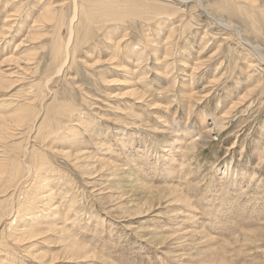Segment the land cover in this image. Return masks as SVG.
<instances>
[{"label":"rangeland","instance_id":"374dc122","mask_svg":"<svg viewBox=\"0 0 264 264\" xmlns=\"http://www.w3.org/2000/svg\"><path fill=\"white\" fill-rule=\"evenodd\" d=\"M73 1L82 40L71 38L67 51L73 59L55 73L66 52L72 0H0V116L16 114L13 135L7 137L6 129L0 142V157L9 167L0 178L5 182L0 181V215L18 207L17 190L9 205L4 202L9 187L27 182L23 189L33 188L43 210L32 205L26 212L35 209L39 223L31 217L18 226L29 221L33 226L25 227L59 226L58 232L20 243L6 210L0 259L7 264H264V63L249 46L256 42L264 48V0ZM123 4L133 6L130 16L122 15ZM212 5L225 19L230 13L233 28L217 23L221 16ZM38 14L47 18L37 20L29 33ZM170 23L173 33L162 37ZM158 24L164 30L158 31ZM238 25L246 29L241 36L234 29ZM154 32L173 49L172 55L158 53L155 64L144 46ZM110 35L120 39L112 52L105 44ZM61 104L71 111L68 116L57 114ZM42 124L46 141L37 133ZM30 149L45 153V168L35 170L41 178L35 187L21 179L23 174L11 184L14 158L22 171L37 159ZM41 179L48 189L41 188ZM173 188L178 192L164 197ZM73 243L87 254L66 252Z\"/></svg>","mask_w":264,"mask_h":264},{"label":"bare ground","instance_id":"6f19581e","mask_svg":"<svg viewBox=\"0 0 264 264\" xmlns=\"http://www.w3.org/2000/svg\"><path fill=\"white\" fill-rule=\"evenodd\" d=\"M18 1V0H17ZM128 1V0H127ZM182 1H186V0H182ZM205 1V0H204ZM226 1V0H225ZM54 2V1H53ZM72 2H73V6H74V9H73V12H72V16H70V19H69V22H68V34H67V36H68V38H67V43L65 42V48H64V50L66 51L65 52V54L63 55V58H62V61H61V63H60V65L57 67V68H55V73H58V72H60V71H62L63 70V68L65 67V65H66V63H67V58L70 56L72 59H73V55L74 54H70V53H68V51H67V47L69 46V44H70V42H72V39L71 38H74V39H78V40H82V39H80L79 37H80V34H81V32H82V30L81 29H77V24L75 23L76 22V12L75 11H77L79 8H78V6L76 5V3H75V1H73L72 0ZM61 4V3H60ZM106 4L108 5V6H111L113 3L112 2H106ZM232 4H233V2H232ZM46 5H48V4H46ZM53 6V5H52ZM199 6H200V8L202 9V10H205V8L201 5V4H199ZM235 6V5H234ZM59 7H61V6H59ZM79 7H81V2H80V4H79ZM122 9L121 8H119L121 11L123 10V11H125V13L124 12H122V13H124V14H122L123 16H127V15H129V13H130V10H129V8H133V6H130V5H128V4H123L122 6ZM235 8H238V6H235ZM213 9H215V11L218 13V15H220L221 17L217 20V23H220V24H222V26H226V27H228V28H233V21L231 20V19H229V15H230V13H228V21H230V23L231 24H228V23H226L227 21H226V19L223 17V12H221V10H219L217 7H215V6H211V10H213ZM48 10L52 13V7H51V10H50V4H49V6H48ZM142 11H144V10H142ZM206 11V10H205ZM241 11V13H242V11L243 10H240ZM213 12H214V10H213ZM51 13H50V15H51ZM224 13H225V11H224ZM247 14V13H246ZM50 15H49V19H50ZM53 15V14H52ZM233 15V14H232ZM231 15V16H232ZM130 16V15H129ZM230 16V17H231ZM106 17H108V16H106ZM233 17V16H232ZM240 17H242V18H244L243 17V15L241 14V16ZM245 17H247V16H245ZM44 18H47V17H45V16H43V15H41V14H38L37 15V17L34 19V21H33V25L32 26H30V27H32V28H28V32L30 33V32H32L31 30H33V28H34V24H35V22L37 21V20H41V19H44ZM178 18V17H177ZM48 19V20H49ZM96 19H99V20H102V19H100V18H96ZM115 20V19H114ZM148 20V19H147ZM146 20V21H147ZM116 21V20H115ZM178 21L180 22V23H182L181 21V19L179 18L178 19ZM240 22V21H239ZM157 23H159V22H157ZM185 23V22H184ZM235 23V22H234ZM243 23V22H242ZM186 24V23H185ZM185 24H183V26L185 25ZM189 24V23H188ZM241 24V23H240ZM160 25L161 24H158V28H159V30L158 31H160V30H164L162 27H160ZM170 25H172V23H170L169 24V27L167 26V27H165V30H166V34L164 35V36H162V37H165L167 34H170V33H173V30L175 29V26H170ZM182 25V24H181ZM191 25V24H190ZM189 25V26H190ZM236 26H237V24H236ZM254 26V25H253ZM156 27H157V25H156ZM245 27V26H244ZM244 27H241L240 25H238V28L236 29V27L234 28L237 32H238V34L241 36V33L242 32H244V33H246V29L244 28ZM248 27V26H247ZM177 28H179V27H177ZM227 28V29H228ZM257 28V27H256ZM8 30V29H7ZM6 30V31H7ZM113 30V29H112ZM157 30V29H156ZM251 30V29H250ZM75 31H76V34H75ZM242 31V32H241ZM252 31V30H251ZM182 32V31H181ZM153 38L150 36L149 37V35H146V44H144V46H146V47H148V49H150V51H148V52H150L151 54H152V60L154 61V64H155V60H159V58H160V53H164V54H166V55H172V53H173V49H172V47H171V45H172V43H170V41L169 42H167L168 40L166 39V41L165 40H163V38H160L159 37V32H154L153 34ZM78 36V37H77ZM172 36V35H171ZM256 38V37H255ZM37 39H38V37H37ZM107 42H105V44H108V45H110V46H108V47H106V48H109V49H106V50H109V52H112V51H110V49L111 48H115V47H117L118 46V42H119V40L120 39H118L117 41L115 40V39H113V36L112 35H110L109 37H107ZM247 42V41H246ZM77 43V41L75 40V43H74V45ZM256 43V42H255ZM255 43H250L249 44V46H250V48L253 50V52L255 53V55H257V57L260 59V61L262 62V63H264V48L262 47V46H260L259 44H255ZM73 45V46H74ZM149 45H150V47H149ZM204 46V45H203ZM104 47V46H103ZM164 47V48H163ZM74 50L73 51H75L76 50V48H75V46L74 47H72ZM203 48V47H202ZM205 48V47H204ZM57 48H55V50H56ZM54 50V51H55ZM161 50H163L162 52H161ZM201 50V49H200ZM58 52V51H57ZM107 52V51H106ZM159 53V54H158ZM59 54V53H58ZM107 54V53H106ZM137 55V54H136ZM139 55V54H138ZM141 55V54H140ZM124 56V55H123ZM54 57H56V56H54ZM252 58H251V60L254 58L253 57V55L251 56ZM131 57H130V55L128 56V58H126V59H128V60H131L130 59ZM140 58V57H139ZM249 58V57H248ZM136 59V58H135ZM54 60V59H53ZM251 60H249L250 62H252ZM257 60V58H255V61ZM6 61V60H5ZM69 61V60H68ZM98 61L99 60H96V62H94V65H96L97 63H98ZM101 61V60H100ZM134 61H137V63H138V61L139 60H134ZM201 61V60H200ZM248 61V60H247ZM59 62V61H58ZM159 62V61H158ZM249 62V63H250ZM257 62V61H256ZM96 63V64H95ZM140 63V62H139ZM259 63V62H258ZM59 64V63H58ZM57 64V65H58ZM136 64V63H135ZM157 64V63H156ZM200 64H202V62H200V63H196V66H199ZM93 65V64H92ZM133 65V64H132ZM247 65V64H246ZM251 65V64H250ZM253 65H254V63H253ZM248 66H249V64H248ZM124 67H126V66H124ZM130 69V68H129ZM139 69V68H138ZM51 71V70H50ZM146 69H144L141 73L144 75V74H146ZM4 72V71H3ZM250 72V71H249ZM7 73V72H6ZM5 73V74H6ZM51 73V72H50ZM53 73V72H52ZM51 73V74H52ZM252 74V73H251ZM53 75V74H52ZM2 74L0 73V78H2ZM128 76V75H127ZM131 76H133V75H131ZM245 76H246V74H245ZM53 77V76H52ZM247 77H248V75H247ZM251 77V76H250ZM254 77V76H253ZM252 77V78H253ZM45 78V77H44ZM123 78V77H122ZM131 78V77H130ZM49 79V78H48ZM47 79V80H48ZM51 79V78H50ZM107 79V78H106ZM159 79V78H158ZM166 79V78H165ZM248 79V78H247ZM46 80V81H47ZM46 81H44V83L46 82ZM132 81V80H131ZM38 82V81H37ZM157 82V81H156ZM158 83V82H157ZM258 83H259V81H258ZM129 84H131V83H129ZM133 84V83H132ZM160 84V83H159ZM177 84V83H176ZM258 85V84H257ZM160 86V85H159ZM257 87V86H256ZM47 90V89H46ZM134 90V89H133ZM135 91V90H134ZM139 92V91H138ZM184 91H181V93H183ZM186 93V92H185ZM141 96H142V94H141ZM25 100V99H24ZM44 100V99H43ZM12 102V101H11ZM14 102V101H13ZM27 102V101H26ZM28 103V102H27ZM65 103V102H64ZM59 104V103H58ZM66 104V103H65ZM59 106V108H61V111H59V109H56V112H57V114L59 115H63V114H65L64 116H68L70 113H71V111H69V110H67V107H63V105L61 104V105H58ZM17 107V106H16ZM68 107H70V106H68ZM32 108V107H31ZM53 106H51V107H49V110H50V112H52L53 114H54V111H52L53 110ZM71 108V107H70ZM23 111H25V110H23ZM12 113H13V111H12ZM20 113V112H19ZM18 113V114H19ZM14 114V113H13ZM17 114V115H18ZM15 116H16V114H14ZM14 115H12V114H8V115H4V114H1V116H0V142L2 141V139L3 138H6V136H5V130L6 129H8V136L7 137H10V136H12L13 135V127L11 128V125H12V123L15 121V120H13L14 119ZM21 115V114H20ZM59 115V116H60ZM22 117V116H21ZM55 118H58L57 116H55ZM21 119V118H20ZM17 120H19V118L17 119ZM23 120V119H22ZM57 120V119H56ZM7 121V122H6ZM46 121H48V120H46L45 119V122ZM6 122V123H5ZM10 122H12V123H10ZM18 122V121H17ZM22 122V121H21ZM33 122V121H32ZM1 123H2V125H3V127H4V129H3V127H1ZM47 123V122H46ZM46 123H45V125H46ZM48 123H49V121H48ZM62 124V123H61ZM17 125L18 124H16V127H17ZM21 125V124H20ZM43 125V124H42ZM45 125H43L42 126V129L41 130H37V133H39V132H41V134H42V131H43V128L44 127H46ZM57 125H58V123H57ZM63 125V124H62ZM61 126V125H60ZM168 126V125H167ZM171 126V125H170ZM15 127V126H14ZM15 127V128H16ZM21 127H22V125H21ZM20 127V128H21ZM36 127V126H35ZM41 127V126H40ZM19 128V127H18ZM39 128V127H38ZM63 128V127H62ZM36 129H37V127H36ZM167 129V128H166ZM20 130V129H19ZM30 130V129H29ZM177 130V129H176ZM4 131V135L2 136V132ZM16 131V130H15ZM35 131V130H34ZM45 131V130H44ZM61 131V130H60ZM20 132H21V130H20ZM87 132V131H86ZM46 133V132H45ZM44 133V134H45ZM190 133V132H189ZM26 134V133H25ZM44 134H42L43 136H42V141H46V139H47V135H44ZM19 135V134H18ZM37 135V134H36ZM17 136V135H16ZM32 137V136H31ZM67 137V136H66ZM191 137H193V135H191ZM190 137V138H191ZM196 139V138H195ZM31 140H32V138H31ZM34 140V139H33ZM62 141V140H61ZM191 141H192V138H191ZM195 142V141H194ZM45 143V142H44ZM183 143V142H182ZM187 143V142H186ZM6 145V144H5ZM27 145V144H26ZM47 145V144H46ZM46 145H44V146H46ZM181 145V144H180ZM183 146H184V144H182ZM4 146V145H3ZM182 146V147H183ZM81 147V146H80ZM179 147L180 146H178L177 148H176V151H180L181 149H179ZM185 147V146H184ZM1 148V147H0ZM12 148V147H11ZM5 149V148H4ZM16 149V148H15ZM167 149H169L168 147L165 149V151L167 150ZM27 150V149H26ZM37 150V149H36ZM53 150V149H52ZM60 150V149H59ZM78 150V149H77ZM184 150V149H183ZM62 151V153L63 154H65L66 156H67V158H69L71 155H70V152H65L64 150H61ZM71 151V150H70ZM29 152H31V158H33V157H35V158H37V159H33L31 162H33V166H31L30 165V163H27L26 162V164H25V166L23 167V171H25V173H23V171H22V169L20 170L19 168H18V160L17 159H13V161L14 162H10L11 164H10V167H11V171H10V173H9V175H8V179H13V182L11 183V184H16L15 182L20 178L19 176H21L22 174H23V176H21V179H29V180H31L32 181V183H31V185H29L30 187H35V185H36V183H37V181H38V179H39V177L41 176V173H40V171H38V173L37 172H35V170L37 171V170H40V169H44L45 167H42L41 168V166L43 165H45L46 164V159L45 158H43L44 157V155H45V153H43V152H38L37 153V151H33L32 149H30L29 150ZM77 152V154L79 155V157L80 156H82L81 158H86V157H88L89 158V155H86L84 152H80V151H76ZM28 152H24V153H22V156H24L25 157V155L27 154ZM61 153V154H62ZM73 153V152H72ZM177 153V152H176ZM180 154V153H179ZM4 155V154H3ZM185 155V154H184ZM6 156V155H5ZM27 156V155H26ZM183 156V155H182ZM10 157V156H9ZM170 157V156H169ZM167 158V157H166ZM75 159V158H74ZM92 159H94V158H92ZM181 159V158H180ZM94 160H96V159H94ZM171 160V159H170ZM184 160V159H183ZM257 160H260L259 158L257 159ZM4 158H2V156L0 157V178H2L1 176L4 174V172H5V170L6 169H8L9 167H7V163H5L6 165H4ZM76 161V160H75ZM93 161V160H92ZM104 161V160H103ZM168 161V160H167ZM174 161V160H173ZM6 162V161H5ZM104 163H106L107 164V162H105L104 161ZM104 163H99V164H104ZM181 163V162H180ZM32 164V163H31ZM170 164H172V162H170ZM48 165V164H47ZM183 165V164H182ZM181 165V166H182ZM31 169H32V171L34 170V175L32 176L31 174H29L28 175V172L30 171L31 172ZM171 171V170H170ZM40 173V174H39ZM34 177V179H32ZM41 178V177H40ZM1 181V180H0ZM30 181V182H31ZM41 181H42V179H41ZM178 182V181H177ZM1 183H2V181H1ZM0 183V184H1ZM27 183V182H26ZM26 183H24L23 182V185H19V184H17V185H11L10 183H8L7 182V184H8V186H10L11 185V187H9V190L11 191L10 192V194H9V196L7 195H5L6 197L4 198V202H6L8 205H9V203H10V200H11V198H12V196H13V193L17 190L18 192H20L19 193V196H18V194H17V192L15 193V194H17V196L18 197H15V200H17V203H18V207L16 206V205H14V206H16L17 207V209H14V207L12 206L10 209L7 207V208H5L4 210H3V212L1 213V215H0V222H1V220L4 218V216H5V213H6V210H7V212H8V214H9V216L10 215H12V217L11 218H9L8 216H6V218H9L12 222L10 223V225H9V227L10 228H12V226H14L15 228V231L17 230L18 231V233H20V236H22L20 239H19V241H20V243H22L23 241H25L24 243H27L26 241H33V240H30L31 238H34V237H36V236H40V235H42V234H46L47 233V231H49V232H52V231H54V230H56L57 232H58V227L57 226H54L53 224L51 225V227H50V224H48V226H47V229L46 228H44V227H42L41 228V226H38V225H34V227H31V228H28V227H25L26 226V224H28L29 226H31L32 225V223H36V222H38V221H36V216L34 215V213H35V209H33V208H39V206H37L36 205V203L39 201V203H41V200L39 199V197H37V199H35V197H32V192L34 191L33 190V188H24L23 189V187L24 186H26ZM44 183L45 184H43V181H42V183H40L41 185V188L43 189L44 187H45V185H46V183L47 182H45L44 181ZM5 184V182L4 183H2L1 185H4ZM48 185V184H47ZM27 186H28V184H27ZM174 186V185H173ZM1 188V187H0ZM6 188V187H5ZM45 188H47V187H45ZM158 188V187H157ZM168 188V187H167ZM171 188V187H170ZM169 188V189H170ZM2 189H3V187H2ZM48 189V188H47ZM6 190H7V188H6ZM52 191V190H51ZM170 191V190H169ZM175 192H178L177 190L175 191V188H173L172 189V191H170V192H167V194L164 196V197H166V196H168V197H171V196H173V194H175ZM0 193H2V192H0ZM37 193V192H36ZM180 193V192H179ZM22 194H25V199H23L24 201H27V203H28V205H26V206H24V204H23V200H19V197L20 196H22ZM49 194V193H48ZM53 195V192L52 193H50V195ZM3 195H4V192H3ZM40 195V194H39ZM38 195V196H39ZM36 196V195H35ZM153 196V195H152ZM155 196V195H154ZM1 198V197H0ZM47 199H50L49 197H47ZM19 201H20V204H19ZM55 202V201H54ZM30 203V204H29ZM43 203V202H42ZM6 204V205H7ZM47 204H49V202L48 203H46V206H47ZM32 205L34 206L32 209L34 210L33 212H30V211H27L26 212V209L27 210H30L31 209V207H32ZM45 206V207H46ZM49 206V205H48ZM41 207V206H40ZM54 208V207H53ZM39 209H41V210H43L42 208H39ZM49 209H51L50 207H49ZM11 210V211H10ZM52 211H54V210H52ZM51 214H52V212H50ZM7 214V213H6ZM50 214V215H51ZM25 215H27L26 217L27 218H25ZM41 215H43V214H41ZM49 216V215H48ZM33 218V221H32V223H30V221L28 222V223H25L24 225H22V226H18L19 225V223L21 222V221H24L25 219H29L30 220V218ZM44 217V216H43ZM5 218V220H7ZM21 218V219H20ZM44 219H45V217H44ZM46 219H48V217H46ZM10 220H8V221H10ZM46 222V221H45ZM39 223V222H38ZM44 223V222H43ZM5 225V224H4ZM33 226V225H32ZM38 226V227H37ZM3 227V226H2ZM1 227V228H2ZM28 228V229H27ZM35 228H39V229H35ZM14 231V230H13ZM25 231H26V233H25ZM1 232H2V230H0V234H1ZM253 232V231H252ZM25 233V234H24ZM13 234L15 235V233L13 232ZM12 234V235H13ZM11 237V236H10ZM9 237V238H10ZM5 238V237H4ZM8 238V239H9ZM15 238V237H14ZM0 240H1V238H0ZM5 240H7L6 238H5ZM31 244V243H30ZM65 244L66 243H64V247H65ZM30 246V245H29ZM78 249V250H77ZM70 250H72V252H75L76 254H77V251H80V252H85V254H87V249L85 248H83L81 245H78V244H72V246L70 247L69 246V248H67V250H65L66 252L67 251H70ZM45 254V253H44ZM83 254V253H82ZM39 255H40V253H39ZM46 255V254H45ZM39 257V256H38ZM41 257V256H40ZM84 257V256H83ZM53 258H54V256H53ZM57 259V258H56ZM5 261V260H4ZM2 259H0V264H7L6 263V261L4 262Z\"/></svg>","mask_w":264,"mask_h":264}]
</instances>
